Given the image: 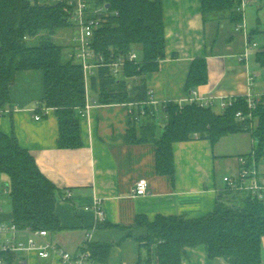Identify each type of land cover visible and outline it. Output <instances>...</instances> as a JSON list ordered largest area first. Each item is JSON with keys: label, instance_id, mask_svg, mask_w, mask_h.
<instances>
[{"label": "trees", "instance_id": "1", "mask_svg": "<svg viewBox=\"0 0 264 264\" xmlns=\"http://www.w3.org/2000/svg\"><path fill=\"white\" fill-rule=\"evenodd\" d=\"M99 5H111L107 22L95 32L94 48L106 59L112 52L126 54L136 49L137 61H128L123 70L114 75L103 68L91 79V89L97 102L104 104H132L130 117L144 109L140 119L132 118L128 142H152L157 146L156 172L169 175L174 181L175 159L173 143L197 137L209 139L216 145L232 133L249 132L256 142L253 149L258 164L264 157V94L255 110L250 111L245 96L232 98V104L220 113L213 107L196 102L171 101L157 106L148 103L150 90L143 78L156 71L166 57V32L162 0H94ZM203 16L224 18L239 24L244 14L238 10L242 0H201ZM71 26L61 2L49 0H0V107H10V87L16 74L33 69L43 72L45 98L41 106L54 108L58 121V147L82 145L81 123L77 108H85L87 92L83 68L72 58L64 61V46L53 40L58 30ZM264 34L255 28L249 34ZM41 36L37 45L29 40ZM256 61L264 69V46L255 52ZM208 61L205 56L192 62L186 82L191 94L208 82ZM131 83V86L129 84ZM243 111L252 118L238 120ZM160 113L167 122L160 127ZM133 115V116H132ZM0 174L9 177L13 220L20 228L62 229L57 214L58 198L64 195L41 171L34 155L22 147L11 135L0 136ZM252 152V151H251ZM251 152L242 155L248 156ZM136 226L146 229L139 237L145 257L140 264H182L188 249L203 246L211 260L223 258L228 264H263L264 200L248 191L226 188L217 209L200 218L182 215H157L150 220L138 215ZM94 261L105 262L111 244L91 243Z\"/></svg>", "mask_w": 264, "mask_h": 264}, {"label": "crops", "instance_id": "2", "mask_svg": "<svg viewBox=\"0 0 264 264\" xmlns=\"http://www.w3.org/2000/svg\"><path fill=\"white\" fill-rule=\"evenodd\" d=\"M254 1L260 8L264 6L263 0ZM162 3L166 57L156 71L143 77L159 106L171 101L185 103L191 96L186 82L192 62L201 56L207 58L209 79L195 91L198 96L213 98V109L217 113L222 112L223 101L264 94V69L259 67L255 56L260 44L254 40L257 46L252 49L253 53L248 51L246 58L241 57L246 48V35L250 34L248 28L244 26L238 31L239 23L232 28L235 33L219 39L228 21L217 17L206 21L201 0H162ZM260 25L259 21L255 28L264 31V26ZM252 76L254 81L250 84ZM14 81L10 87V107H7L13 111L0 116V136L17 138L20 145L34 155L48 179L62 192L70 189L74 193L72 199H65L64 195L58 198L56 207L62 229L50 231V236L54 243L74 254L88 238L90 244L110 243L108 259L94 261V264H140L146 250L142 249L139 237L147 232L136 226L138 215L150 220L162 214L200 218L215 211L227 188L225 177L237 175L239 156L255 147L252 139L251 149L239 151L232 139L235 151H231L222 143L229 135L216 145L209 139L197 137L174 142L175 178L172 181L169 175L156 172L157 146L154 143L128 142L132 125L130 104L98 103L97 94L90 90L87 101L92 103L94 98L96 103L83 115L76 109L82 145L63 148L58 147L60 122L55 109L49 108L45 113L41 106L45 98L43 72L20 71ZM36 112L42 114L40 120L35 118ZM159 117L162 130L167 117L165 113H160ZM146 178L149 192L134 194L135 184ZM96 197L102 201L103 219H98L92 209L87 210ZM4 210L0 202V222H12L13 212L5 214ZM20 237L27 238L23 234ZM22 254L28 260L26 264H59L57 257L41 259L36 252ZM182 259V264H228L221 257L209 259L203 246L188 249Z\"/></svg>", "mask_w": 264, "mask_h": 264}, {"label": "built area", "instance_id": "3", "mask_svg": "<svg viewBox=\"0 0 264 264\" xmlns=\"http://www.w3.org/2000/svg\"><path fill=\"white\" fill-rule=\"evenodd\" d=\"M51 2H61L63 4L67 20L70 21L71 26L75 32L72 34L71 43V58L74 62L80 64L83 68L85 78V89L87 92V99L91 89V79L97 77L103 68H109L114 75L119 74L126 66L128 61H137L139 54L136 49H132L126 54L117 55L112 52L108 60L104 54L97 52L94 48V39L96 30L105 24L109 16V8L105 5H99L94 0H49ZM251 2V0H242L238 10L244 12V8ZM244 26L240 24L237 30H241ZM249 36L246 35V48L241 57H247L248 51L257 46V43L249 42ZM254 77H250V84L253 83ZM250 111L255 110L261 96L248 94L245 96ZM92 103L86 101V107L82 108L80 112L86 113L96 103L93 98ZM185 102H196L201 106L214 107L215 101L213 98L198 96L194 90ZM233 100L223 101L221 103L222 111L225 110ZM148 103L153 104L156 108L159 106L157 102L151 97ZM182 106L184 103L179 102ZM133 106L132 104H130ZM44 108L45 113H48L49 108ZM13 109L0 107V116L2 114H10ZM36 111V110H35ZM131 113V110H130ZM144 109L139 113V117L144 115ZM238 120L243 121L246 117L252 118V114H245L243 111L236 113ZM133 116V115H132ZM136 114L134 118L140 119ZM35 118L40 120L42 114L36 112ZM133 118V117H132ZM133 118V119H134ZM239 173L225 177L226 186L230 190L248 191L257 199L264 200V171L260 170L254 151L248 156H239ZM148 179H140L134 186V194L146 195L149 192ZM65 199H72L74 193L70 189L64 192ZM98 219L104 218V209L100 198H94L90 207ZM26 235V239H22L20 235ZM50 230L46 229H29L18 228L13 222H0V264H26L28 260L24 258L22 253L36 252L39 258L49 259L57 257L59 264H94L93 252L90 245V238L82 245L81 250L74 254L65 248L58 246L50 236Z\"/></svg>", "mask_w": 264, "mask_h": 264}, {"label": "rangeland", "instance_id": "4", "mask_svg": "<svg viewBox=\"0 0 264 264\" xmlns=\"http://www.w3.org/2000/svg\"><path fill=\"white\" fill-rule=\"evenodd\" d=\"M261 1V0H257ZM264 4V0H263ZM261 5L258 4V2H253L251 4H248L244 8V20L239 22L241 26H245L246 28L249 29V33H252L254 31L255 27H257V24L260 21V26H264V6L260 8ZM209 17L208 19H210ZM238 25V24H237ZM231 26V28H230ZM227 28L223 29V33L221 34L219 39H225L226 36H229L234 32L235 29H232L235 27V24H230L227 22ZM229 27V28H228ZM225 31V32H224ZM75 30L72 27L64 28L58 30L53 36V40L62 44L64 46V55H63V60L66 61L71 58V43H72V37L73 33ZM235 33V32H234ZM254 40H256L261 47L264 46V37L261 36L259 33H254ZM41 36L34 37L29 40V44L31 45H37L41 41ZM259 45V48H261ZM258 48V49H259ZM254 50V48H252ZM250 49L249 51L253 53V50ZM131 86V83L129 84ZM219 110V109H216ZM161 120V119H160ZM233 139L234 143L236 144V147L239 149V151H244L245 149H251L252 147V136L249 132H244L243 134H230L229 137H226L223 139L225 142L224 143L225 147L226 145L228 146V149H232L231 151H235V148L233 149V145L231 144V140ZM254 141V140H253ZM255 142V141H254ZM256 145V142H255ZM227 149V150H228ZM260 169L264 171V157L261 160L260 163ZM5 178L2 179V174H0V202L3 207L5 214H11L13 212L12 209V199L11 195L9 194V187L7 185H10L9 177L7 175H3ZM264 241V238H263ZM262 256H263V262H264V243H263V251H262Z\"/></svg>", "mask_w": 264, "mask_h": 264}, {"label": "water", "instance_id": "5", "mask_svg": "<svg viewBox=\"0 0 264 264\" xmlns=\"http://www.w3.org/2000/svg\"><path fill=\"white\" fill-rule=\"evenodd\" d=\"M105 6H106L107 8H110L111 5L107 4V5H105Z\"/></svg>", "mask_w": 264, "mask_h": 264}]
</instances>
